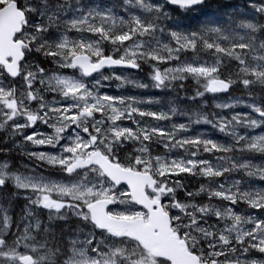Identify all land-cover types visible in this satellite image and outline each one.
<instances>
[{
    "label": "snow or ice",
    "instance_id": "obj_1",
    "mask_svg": "<svg viewBox=\"0 0 264 264\" xmlns=\"http://www.w3.org/2000/svg\"><path fill=\"white\" fill-rule=\"evenodd\" d=\"M0 264H264V0H0Z\"/></svg>",
    "mask_w": 264,
    "mask_h": 264
},
{
    "label": "trees",
    "instance_id": "obj_2",
    "mask_svg": "<svg viewBox=\"0 0 264 264\" xmlns=\"http://www.w3.org/2000/svg\"><path fill=\"white\" fill-rule=\"evenodd\" d=\"M236 95H239V93H236ZM240 110H241L240 107H238L237 109H235V111H240ZM201 127H203V126H201Z\"/></svg>",
    "mask_w": 264,
    "mask_h": 264
}]
</instances>
